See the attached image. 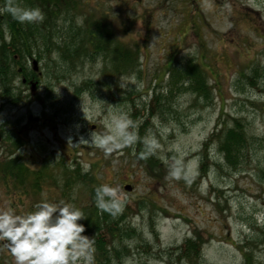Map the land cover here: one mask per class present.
Segmentation results:
<instances>
[{"label": "rangeland", "instance_id": "1", "mask_svg": "<svg viewBox=\"0 0 264 264\" xmlns=\"http://www.w3.org/2000/svg\"><path fill=\"white\" fill-rule=\"evenodd\" d=\"M82 3L114 36L103 54L63 59L56 44L64 35L50 36L45 46L37 41L25 57L27 68L31 59L37 62L36 74L23 75L24 84L15 74L16 103L0 97V170L19 157L29 168L44 165L50 175L38 173L37 190L28 185L30 177L13 190L0 176V206L10 203L24 213L41 199L64 200L86 213L91 187L120 186L123 224L135 231L114 241L129 251L110 264H264V0ZM74 14L70 23L78 26L82 16ZM116 43L135 52L133 67L129 59L125 69H114ZM188 59L211 88L207 101L188 88L186 76L170 71ZM85 80L90 91L76 95L75 86ZM117 111L133 121L136 141L105 156L94 139ZM235 120L248 141L228 164L208 138ZM12 133L28 143L14 148L7 137ZM143 150L156 163L140 160ZM76 167L94 177L69 184L62 170ZM124 183L133 191L126 193ZM188 237L202 243L190 260L179 248ZM0 245L1 263L15 264L7 243Z\"/></svg>", "mask_w": 264, "mask_h": 264}, {"label": "trees", "instance_id": "2", "mask_svg": "<svg viewBox=\"0 0 264 264\" xmlns=\"http://www.w3.org/2000/svg\"><path fill=\"white\" fill-rule=\"evenodd\" d=\"M14 2H19L26 6L39 7L44 13L43 20L35 22H21L17 20L9 10L11 4ZM74 2L76 0H0V4H2L0 8L1 99H7L10 104H14L20 99V95L17 92L18 87L15 85L16 73L22 75L19 80L21 84L25 83L23 82V75L28 77L30 73L36 74L34 70L35 66L31 64V67L27 68L24 59L26 57L27 60L28 56L31 55V51L37 41L45 46L50 36L63 38L65 35L66 40L62 41L61 44H56L58 53L62 55L63 59H73V57L78 55H85L86 52L106 53L105 51L108 50L110 39L114 36L111 26L104 24L102 18H95L92 10L84 9L82 0H77L79 4L78 8H76ZM74 10L79 11L82 16L81 24L78 26L70 23L75 17L74 13L76 11ZM58 20H61L63 24H57ZM120 45L121 43H116L113 47V54L116 53L119 57L113 61V67L117 71L129 66L127 65L130 64L129 59L132 60L131 67L136 63L135 52L131 53L130 50ZM171 70L173 75H184L187 77L189 89L199 92L206 101L210 99L212 95L211 88L196 62L188 59L183 67L172 65ZM90 88L89 81L85 80L82 84L75 86V94L78 95L81 90L85 89L90 91ZM140 127H138V139L136 143L138 150L141 148V139H139ZM7 137L11 140L13 147H18L27 142L21 133L7 134ZM211 138L218 143V149L223 153L225 161L228 164H235L237 161L236 149L245 146L248 141L240 120H235L232 125L227 127L221 126L208 139ZM137 157L149 166L152 163H156L153 162L154 156L145 150L140 151ZM18 158L8 160L1 168V171L6 177L9 176L12 178V181L9 182L13 188L17 189L20 186H24L25 180L23 178L28 177L31 178L28 180V185L33 188L39 177L25 163L18 161ZM157 164L159 163L157 162ZM67 169L62 170V175L66 176L69 184L73 180L86 182V179L91 180L90 177L93 176L88 172L83 173L78 167L72 170ZM73 172L78 173L72 178L69 174ZM49 175L47 173L46 176ZM65 185L67 186V184ZM94 190L95 188L91 187L90 192L93 194V198L88 205V211L86 213L83 212L85 217L80 219L79 223L85 226L84 234L92 236L94 239L96 249L94 264H110L115 259L120 260L124 253L129 251L126 246L123 247V251L121 247H115L114 241L121 243L123 239L130 238L135 229L123 224L125 218L124 213L119 212L113 216L109 212L99 209L94 201ZM201 245V240L198 237L185 238L182 245L179 246L183 253L181 257L189 260L195 258L196 256L194 254L198 253L199 255Z\"/></svg>", "mask_w": 264, "mask_h": 264}, {"label": "clouds", "instance_id": "3", "mask_svg": "<svg viewBox=\"0 0 264 264\" xmlns=\"http://www.w3.org/2000/svg\"><path fill=\"white\" fill-rule=\"evenodd\" d=\"M9 10L21 22L44 18L39 7L19 2L12 3ZM132 126L128 114L117 111L110 117L107 130L95 136V146L108 156L133 144L136 135L130 130ZM94 192L99 209L113 216L122 211L120 186L101 184ZM32 209L18 213L10 203L0 206V241L7 242L15 264H94V239L84 234L85 226L78 222L85 217L80 208L64 200L41 199Z\"/></svg>", "mask_w": 264, "mask_h": 264}, {"label": "flooded vegetation", "instance_id": "4", "mask_svg": "<svg viewBox=\"0 0 264 264\" xmlns=\"http://www.w3.org/2000/svg\"><path fill=\"white\" fill-rule=\"evenodd\" d=\"M38 169H39V167L37 166V167H33V171H35V173H38ZM129 193V192H128ZM6 243V241H1V243L0 244H5ZM1 246V245H0ZM9 248V247H8ZM10 250V249H9Z\"/></svg>", "mask_w": 264, "mask_h": 264}, {"label": "water", "instance_id": "5", "mask_svg": "<svg viewBox=\"0 0 264 264\" xmlns=\"http://www.w3.org/2000/svg\"><path fill=\"white\" fill-rule=\"evenodd\" d=\"M33 64H36V61H33ZM124 188L126 190H130L131 189V186L130 185H124Z\"/></svg>", "mask_w": 264, "mask_h": 264}]
</instances>
